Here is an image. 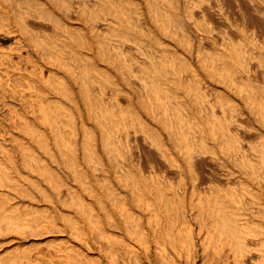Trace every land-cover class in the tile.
<instances>
[{
    "label": "bare ground",
    "instance_id": "bare-ground-1",
    "mask_svg": "<svg viewBox=\"0 0 264 264\" xmlns=\"http://www.w3.org/2000/svg\"><path fill=\"white\" fill-rule=\"evenodd\" d=\"M1 1L17 16L18 28L21 27L23 36L33 40L44 61L52 65L56 62L79 87L77 94L67 83L69 80L55 77L61 74L46 72L47 64L32 62L31 67L27 60L34 73L40 68L36 78H41L42 83L47 81L45 85L50 80V85L55 86L51 85L53 89L57 87L65 94L66 102L80 109V116L74 114L75 110L66 111L64 107L68 104L62 105L63 101L58 98L55 101L51 98L53 108L56 107L52 111L39 103L46 109L43 117L54 131L57 145L71 151L69 165L77 177H82L84 170L80 172L78 168V164H82L78 159L81 132L76 120L79 117L83 121L78 124L84 130L81 150L84 149L90 159L96 157V146L92 147L96 139L92 142L91 134L96 132L89 129L84 113L102 127L101 139L111 162L109 167H112L97 172L103 173L102 178L107 181L110 179L108 171L111 175L113 170L116 178L115 189L113 184H107L110 180L105 182L102 203L107 222L111 226L116 223L125 233L119 234L118 242L113 240L119 245L122 260L126 261L127 256L131 260L127 263L141 264L143 256L149 258L147 262L157 264H264V0H29L31 5L25 10L21 9L24 0ZM141 4H145V16L150 17L152 26L143 24L145 7L142 11ZM71 22H80L84 31L78 26L81 29L74 32ZM215 22L219 23L216 27L212 25ZM5 25L12 29L13 24ZM145 26L151 30H146ZM187 30L194 34L195 45L190 42L192 36L188 38ZM187 38L190 47L187 48L185 42L184 46L181 44L189 52L185 51L189 55L187 59H196L198 68L190 59L179 62L175 55L168 58L169 49L178 47L180 41ZM74 42L79 43L74 45L78 49L74 50ZM14 49L21 59L32 58L26 57L25 51L23 54L21 45L17 44ZM84 49L97 52L101 60L116 71L118 80L128 86L124 97L127 106L133 104L132 113L126 112L129 107H124L119 97L121 87L116 75L117 83H108L112 86L106 89L103 81H112L114 75L111 76L108 69L105 73V67L102 69L98 64L91 68L89 64L94 60L89 58V52L83 54ZM129 50H134L135 55L136 51L138 55L143 54L142 60L136 59L135 67L126 56ZM138 60L143 63L137 69ZM139 69L142 74L137 73ZM197 70L222 85L225 95H217L216 100L208 95ZM47 75H52L51 79ZM32 80L34 82L27 80L29 89L38 102L43 101L46 93L37 87L34 78ZM233 95L244 101L259 127L263 126L259 140L242 135L252 134L250 127L253 126L243 123L244 112L237 109L231 99ZM51 99L48 98L49 102ZM33 108L36 114L35 105ZM82 108L86 109L84 113ZM22 116L19 119L25 124L23 128L36 135L56 160L58 157L51 151L44 131L31 126L28 117L27 121ZM63 116L68 117L71 124L69 137L61 128ZM195 124L199 125V134L190 135L189 128ZM128 143H133L129 152ZM21 146L25 155L27 149H31L29 145ZM65 151L67 159L69 152ZM31 153L29 157L34 156ZM35 157L30 165L35 164L38 159ZM44 170L51 171L49 166ZM47 179L54 178L49 175ZM108 201L118 210L117 220ZM79 204L82 205V201ZM26 223L15 208L0 205V233L11 228L23 232ZM109 251L107 249L106 254ZM80 258V264H91ZM119 259L118 264H123ZM114 262L117 264V258Z\"/></svg>",
    "mask_w": 264,
    "mask_h": 264
},
{
    "label": "rangeland",
    "instance_id": "rangeland-1",
    "mask_svg": "<svg viewBox=\"0 0 264 264\" xmlns=\"http://www.w3.org/2000/svg\"><path fill=\"white\" fill-rule=\"evenodd\" d=\"M6 4L7 3H5V1L0 2V205L5 208H13V209L15 208V210H17L19 214L24 216V220L27 222L26 223L27 225H26V229H24L23 232L21 230L11 228L8 230V232L0 233V264H80L82 260L80 258L81 256L83 257L84 263L87 262L91 264H98L100 262V264L101 263L102 264H116V262L114 261H116V258H117V264H118L119 263L118 259L120 258L121 259V260L119 259L120 263L122 261V263L125 264L124 262L129 260V258L126 256L127 260L125 261V258L122 260L120 254H118L119 253L118 243H117L118 246L116 245V242H118L116 241V239L118 240L119 234H122L124 232L123 231L121 232V228L118 227L116 223L115 224L113 223L111 226L107 222L105 218V214H104L105 212L103 208L104 206L102 203L103 195H104L103 193L105 191L104 187H106L104 186L106 185L105 182L110 180L111 182L109 181L107 182V184L108 183L113 184L112 185L113 189H115V187L117 186V184L115 183L116 178H114L115 176L112 173L114 172L113 170L110 171L111 175L109 174V171H108V175L110 179L108 180L107 178L109 177L107 176L106 178L107 181L106 180L104 181V179L102 178L103 173L101 174V172L100 173L97 172L99 170L103 172L104 169L109 170L108 167L111 165V162H109L108 153L106 151V148L104 147L105 143L103 139H101L102 134H103V132L101 133L102 127L98 123V121L96 122V119L94 120L93 117H91L87 112H85L86 109L82 108L83 113L85 112L84 114H86V116L84 117L86 124H88V126L90 127L89 129H91V131L95 130L94 132H96V134L91 132L92 138H93L92 142L96 139L92 143L94 144L92 145V147L96 146V149H95L96 157L94 159L93 158L90 159L87 157L86 153L84 152L85 150L84 149H83L84 151L81 150L85 142L84 141L85 139L83 140L84 130L82 129V127H80V125H78V124H82L83 121H81L80 118L78 117L79 120H76V126L79 127L78 132L82 133V135L81 133L79 134L80 137H79V142H78V146L80 148L78 159H79V162L82 164L80 165L78 164V168L79 169L81 168V170L79 169L78 170L80 172L84 170L83 171L84 173L81 172L82 177H77V175L75 174L76 172H73V168L69 165L70 159L72 157V154H70L71 151L69 152L68 148L66 149L59 148V146L57 145L56 135L54 131L52 130L51 126L49 124H46V121L43 117V115L45 114L43 113L45 112L46 109L48 111L51 108H52L51 111L53 109L55 110L56 107L54 106L55 108H53V105L55 104L53 103L51 104V102H54L56 98L63 101L62 105H64V103L68 104V106L66 105L64 107L66 111L69 109L71 111L75 110L74 114L76 113L78 114L77 116H80V111H79L80 109L78 110L79 107H77L76 109L74 105H72L74 107L71 106L70 102H66L67 97L64 100L65 94L61 91V89H57L56 87L54 89L55 90L57 89L59 93L61 92L64 97L61 96V94H59L58 91L56 90L58 93L57 94L55 90L53 89V87L55 86L51 84L53 86L52 87L50 85V80L48 82L49 85L48 83H46L45 85V82L47 81L42 80L44 81L42 83L40 80L41 78H36L37 76L35 77V75H37V72L39 74L40 70L38 69L40 68L37 69L36 73H34V70H30L29 68H31L35 63H40L43 66L47 64L46 66H44V68L46 67L49 70L45 68V71L46 72L48 71L50 73L54 72L56 74L57 73L61 74L55 77L56 78L63 77L65 81L69 80L67 81V83H69L70 88L72 90H75L77 94H78L77 91L79 87L75 85L76 83L74 84L73 82L74 80L70 76V74L67 73L63 68H61L56 62H55L56 64L53 62V65H52L51 62L49 61L47 62L46 60L44 61V58L40 56L41 55L40 52L38 53V49L35 48L36 46L34 45L33 40L30 39V37H28L27 35L23 36L25 34H22L23 32L21 33L20 26L18 28V23L20 24V22L17 21L18 20L17 16H15V14H13L12 11H10L9 7ZM21 5H22L21 9L25 10V9H28L31 4L29 0H24L21 3ZM141 6H142L141 7L142 11L145 9L144 17H143L145 19L143 20V24L145 25L149 23L148 26L149 25L152 26L150 17L145 16V12H146L145 4H141ZM8 19H11V20H8ZM6 23L7 24L10 23V25L13 24L12 26H10V28L12 29H8V27L6 28V25H5ZM71 23L72 24L74 23L73 24L74 26H72V28L74 27V32H76L75 29H79L82 26L80 22H71ZM75 24H77V26ZM216 24L219 25L218 22L212 23V25H214L215 27H216ZM148 26H145L146 30L148 29L151 30V27L149 28ZM75 27H78V28H75ZM81 28L84 31L83 29L84 25ZM8 30H11V31H8ZM188 32L190 31L187 30V33ZM189 37H190V42L193 41L192 43L193 45H195L196 39H195L194 34L191 35V33H188V38ZM188 38L187 40L182 39L184 41L181 40L180 43L178 44V47L173 46L175 48H170L168 58L172 59L173 56L175 55L176 57H178L179 62H182V60L190 61L191 58L187 59V57H189L187 53L189 52H187L188 50L186 51V49L190 47L189 45L191 44L190 42H188ZM181 42L182 44L183 42L187 44V48L185 47L186 49L183 47L185 44H183L182 46ZM74 43L72 44L73 47L74 45L79 44V43H75V44ZM151 43L154 44V41ZM17 44L18 46L21 45L25 49V50L23 49V54L25 51L24 55H26V53L29 55V56L27 55L26 57H32V58H28V59L24 58L25 60L21 59L19 56V53L17 51L16 52L14 51L15 50L14 47L15 46L17 47ZM68 45H71V44L68 43ZM144 45L146 44L144 43ZM75 48H77V46L74 47V50ZM80 49L83 50V48H80ZM211 50L213 49L211 48ZM11 51L12 52L14 51V52L12 53ZM129 51H126V53ZM86 52L87 53L89 52L88 54L91 55V57L89 58L91 60L92 59L94 60L92 61L94 63H92L91 60H89L91 62L89 66L91 65V68H93L92 65L98 64L97 66H99L100 68L102 67V69L105 67L104 72L106 71V69H108L107 72H109L111 76L112 74L114 75L111 77L112 81L110 80L103 81L104 82L103 84L106 85V89H108L109 86H112V84H108V83L110 82L114 83L115 79L117 78L116 71L113 70L111 66L109 67V64L107 63L105 64L104 63L105 61L103 62V59L101 60L102 57L101 56L99 57V54L97 55V52L94 53V51H91L92 52L91 53L88 49H84L83 54H87ZM134 52H135L134 50L133 52L130 51L129 53L126 54V56L128 58L129 57L131 58L130 61L134 62L133 65L135 67L136 59L142 60L143 58L141 57V55L143 54L139 53L138 55V51H136L137 55H135L136 53ZM183 53L184 54L186 53L184 59H183L184 57ZM10 54L12 55L13 58L10 57L11 56ZM27 60L31 63L29 64ZM139 60L137 61V64L139 63L138 67H136L137 69L140 68L141 64L143 63ZM83 62L85 61L83 60ZM83 62L81 61V63ZM190 62H192L193 65L198 68L196 59H193ZM28 64L31 67H29ZM56 65H58L59 67ZM141 72H142L141 69H139V71L137 70L138 74H142ZM29 73H31L32 76ZM197 73L202 79L204 89H207L208 95L212 96L215 100H216L217 95L219 97L220 96L219 94L226 93L225 91L226 89L222 85L217 84L206 73L199 71V70H197ZM104 75H107V74H104ZM104 75H102V77ZM115 75H116V78H115ZM30 76H31V79H30ZM51 76L49 77L47 75L46 77L48 79H51ZM32 78H34L36 82L35 84L38 85L37 87L41 91H44L46 93L45 98L42 96V98L44 99L43 101L40 100L38 102L36 100L37 96H34L33 95L34 93L31 92V90L29 89L30 87L28 83H30L29 82L30 80L33 81ZM36 79H39L40 81ZM116 81L117 82L120 81L119 86L121 87L120 89L121 94H119V97L122 99L124 105H126L124 107H129V110L126 108L127 109L126 112L129 111L130 113H132L133 111L131 110L133 109L131 108V106L133 104H130L131 106H127L129 104L126 102L127 100L126 97H124V95L127 92L128 86L124 84L121 80H118V78ZM116 81L115 83H117ZM48 98L50 99L54 98V101L51 99V101L49 102ZM231 99L233 100V102H235L237 109L239 108L238 110H240L242 113L244 112L243 115L245 116H244L243 123L244 124L246 123L247 126H253V127H250L254 131L252 132V134H249V135L242 134V135L245 136L246 139H250V140L258 139L259 140L261 137L263 126L260 125L262 128L259 127V124H257V122L255 121L254 116L250 114V111L245 106L244 101L241 98H238L237 96L233 95ZM33 101L35 103H32ZM40 102H42L43 105L46 106L45 110L43 106L39 105ZM34 105L37 109L36 114H35V111L34 112L32 111V109L35 110V108H33ZM62 108L63 107H60L61 110L64 109ZM217 110L218 112H220L219 114H221V111L219 109ZM16 112H20V113H16ZM21 113L24 115L22 116ZM13 114L17 116V117L15 116L17 121L15 120V118H13L14 116ZM20 116L25 117L26 119L28 117L29 121L28 119L27 121L31 124V126H33L36 129H40L44 131L46 140L50 144L51 151L55 152L56 158L58 157L57 159L62 160V161H57V159L54 160L51 158L50 153L47 152L44 149V147L40 144V141L38 140L37 136L29 133V131H26V128L25 129L23 128V125L25 124H23L22 123L23 121L19 119ZM42 118L44 120H42ZM67 118L65 117L64 119L62 118L61 128H63V134H65L66 137H69L70 135L69 133H71V130H70L71 124H70V121H68L69 119L67 120ZM18 119L20 120L21 123L18 121ZM16 123H18V125ZM203 125L204 127L206 126L204 122H203ZM189 129H190V132H189L190 135L199 134V131H198L199 125L197 124L192 125ZM237 134L238 136L241 135L239 132ZM132 144L133 143L127 144L129 145L127 147L129 148L127 149L128 152L130 149L132 150ZM21 145L31 146V149L28 148L27 151L29 150L28 152L31 153L30 150H32V152L35 154L31 153V155H34V156L29 157L28 155L30 154L26 151V155L28 156L27 157L23 153L25 150L22 148ZM2 146L4 148L6 147L5 151ZM21 149H23V151ZM63 150L64 151L66 150L67 151V152L65 151L66 153L69 152V154H67V159L69 161L65 158L66 156L63 154ZM24 157H27V159H24ZM33 157L38 158V159L34 161L35 164H32L33 165L32 166L30 164H31V159H33ZM24 160L26 161V163L29 161L28 162L29 164L27 163L28 164L27 165ZM39 164H41V166H39ZM96 164L99 166L98 168L97 166H95ZM46 165L49 166V169L51 170L50 172H46L44 170V168H47ZM94 166L96 167L97 170L93 169ZM94 172L98 174V175L96 174L98 177L94 174ZM92 174H94L95 176ZM49 175H51V177H53L54 179L53 180L47 179V176ZM99 175H101V177ZM86 177L88 181L85 180ZM99 197H101L102 199ZM80 201H82L83 203L82 205L79 204ZM108 203H109L108 205H110L108 207L111 210H113L112 212H113L114 220H117L119 218V214H116V211L118 212V210L114 207L115 204L112 201H108ZM92 212H94V215H92ZM106 224L108 225V227ZM34 228H36L35 229L36 232H34L35 231ZM104 228H106L107 233L110 232L108 233V235H110L109 237L111 239L113 238L111 241L109 240L110 238L108 237V235L105 233L106 230L104 231ZM31 229H33L34 231H32ZM115 234H118V235H115ZM106 238L107 239L109 238L108 239L109 244H107L108 241L106 240ZM113 240L116 242L113 243L114 242ZM127 240L131 241L128 238V236H127ZM107 249L108 251L110 250L108 253H111V254L112 252L114 253L112 254L114 255L113 257L111 254H110L111 256H109L108 253L106 254L105 251ZM116 249L118 251H115ZM116 256H120V257H116ZM84 258L87 259L86 262ZM110 258L111 260H108ZM88 259L91 261H89ZM140 259L141 261L140 260L139 261L141 264L142 263L144 264L145 262H146L145 264H157L151 260L147 262L149 259L147 257L141 256ZM102 261H104V263ZM112 261L114 263H112ZM129 261L128 263L126 262V264H130L131 262L129 263ZM131 264H135V262L132 261Z\"/></svg>",
    "mask_w": 264,
    "mask_h": 264
}]
</instances>
